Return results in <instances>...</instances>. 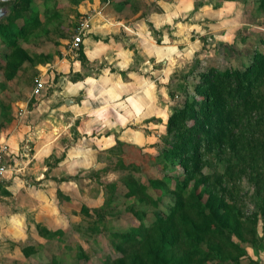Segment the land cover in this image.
Instances as JSON below:
<instances>
[{
	"label": "rangeland",
	"instance_id": "1",
	"mask_svg": "<svg viewBox=\"0 0 264 264\" xmlns=\"http://www.w3.org/2000/svg\"><path fill=\"white\" fill-rule=\"evenodd\" d=\"M4 1L9 0H1L0 6L5 5ZM167 1L170 4L182 2V10L171 13L165 20L162 30L166 29V37H161L163 32L149 21L147 27L156 43L166 39V43L171 44L165 95L161 96L162 101L157 96L168 116L172 108L183 105L185 96L200 99L192 92L199 73L207 68L241 70L251 62L254 54L264 52V0ZM81 4L82 0H31L30 7L36 11L39 24L17 36L16 48L0 42V123L14 120L17 110L31 106L36 100V96H30L32 79L43 72L42 67L52 54L59 55L61 48H65L74 25L84 14ZM115 4L121 14L129 15L137 10L139 0L109 3L111 7ZM143 5L141 14L144 18L150 11H159L153 1ZM5 6L7 12L0 21L10 29L19 27L22 18L14 17L9 6ZM16 49L22 54L19 55ZM227 87V83L223 84L224 90ZM263 90L264 86L259 89ZM155 132L156 140L150 149L129 144L103 148L97 154L95 167L86 174L74 176L75 198L72 201L57 198L59 202L69 203L64 202L70 215L64 227L43 226L36 223L31 214L26 216L19 231L12 228L8 232L3 230L7 225H0V264H45L51 260L58 264H104L105 259L114 258L117 253L110 233L136 226L139 223L133 213L136 209L149 207L142 222L147 224L153 218L151 211L154 208L144 201H137L133 195L125 196L124 184L133 177L146 186L147 194L154 197L148 179L162 178L163 173L172 174L179 169L176 165L161 166L164 163L157 155L165 123L164 128L156 126ZM251 133L254 139L261 137L264 127L253 126ZM214 151L204 153L201 171L210 174V180H215L212 176L218 175L220 182L213 181L217 192L233 201L243 216H255L254 230L260 240L258 244L263 247L254 251L249 244L243 246L253 264H264V225L257 211L259 201H256L257 187L262 194L263 184L248 176L249 168L242 163L240 151L220 155L223 160H219ZM262 163L260 158L254 161L252 173L261 172ZM258 176L262 178L261 173ZM166 204V196H163L159 208L163 209Z\"/></svg>",
	"mask_w": 264,
	"mask_h": 264
},
{
	"label": "crops",
	"instance_id": "2",
	"mask_svg": "<svg viewBox=\"0 0 264 264\" xmlns=\"http://www.w3.org/2000/svg\"><path fill=\"white\" fill-rule=\"evenodd\" d=\"M120 1L129 0H82L80 7L91 14L78 45L83 62L67 45L52 54L36 74L45 87L33 104L17 110L14 120L1 121L0 142L7 145L14 170L0 176L3 230L19 231L30 214L43 226L64 227L69 203L59 202L56 190L72 201L74 176L95 167L103 148L119 143L150 149L155 127L164 128L167 113L157 96L162 101L165 95L171 44L166 39L156 43L147 21L166 37L163 24L182 10V2L139 0L137 10L127 15L109 5ZM151 1L159 11L144 18L141 6Z\"/></svg>",
	"mask_w": 264,
	"mask_h": 264
},
{
	"label": "trees",
	"instance_id": "3",
	"mask_svg": "<svg viewBox=\"0 0 264 264\" xmlns=\"http://www.w3.org/2000/svg\"><path fill=\"white\" fill-rule=\"evenodd\" d=\"M4 3L14 17L22 18V24L10 29L0 21V42L16 48L17 36L35 28L38 18L30 7L31 0ZM77 58L83 62L82 51L77 50ZM198 75L192 92L200 99L188 95L180 108H172L160 137L157 156L164 163L161 166L176 165L179 169L148 179L154 197L133 177L124 184L125 196L133 195L155 210L146 224L142 220L149 207L136 209V226L110 233L117 255L105 259L104 264H253L243 245L249 244L254 251L263 247L254 230L255 216H243L233 201L217 192L213 181L220 182L218 175L210 180V174L201 169L207 151L215 150L219 160L226 152L240 151L242 163L249 168L248 176L261 181L264 189V133L256 140L251 133L253 126L264 127V90L259 91L264 86V52L254 54L241 70L207 68ZM225 83L228 87L224 90ZM259 158L263 160L262 170L252 173ZM259 189L257 211L264 225V193ZM56 195L60 197L58 190ZM163 196L167 204L161 209L158 203ZM45 264L58 263L51 260Z\"/></svg>",
	"mask_w": 264,
	"mask_h": 264
},
{
	"label": "built area",
	"instance_id": "4",
	"mask_svg": "<svg viewBox=\"0 0 264 264\" xmlns=\"http://www.w3.org/2000/svg\"><path fill=\"white\" fill-rule=\"evenodd\" d=\"M91 14L84 13L80 20L74 25L73 32L66 43L69 51L77 52L78 45L81 43L83 35H85L90 27ZM33 85L30 90V96H37L40 91L45 87V81L40 76H35L33 79ZM26 145L23 146V152L25 153ZM12 160L11 153L4 142H0V176L5 172L13 173V167L9 161Z\"/></svg>",
	"mask_w": 264,
	"mask_h": 264
},
{
	"label": "water",
	"instance_id": "5",
	"mask_svg": "<svg viewBox=\"0 0 264 264\" xmlns=\"http://www.w3.org/2000/svg\"><path fill=\"white\" fill-rule=\"evenodd\" d=\"M7 12V7L4 5V6H0V18L2 16H4Z\"/></svg>",
	"mask_w": 264,
	"mask_h": 264
}]
</instances>
